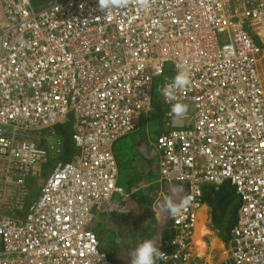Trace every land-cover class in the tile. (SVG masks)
Here are the masks:
<instances>
[{"label": "built area", "instance_id": "obj_1", "mask_svg": "<svg viewBox=\"0 0 264 264\" xmlns=\"http://www.w3.org/2000/svg\"><path fill=\"white\" fill-rule=\"evenodd\" d=\"M167 65L190 85L167 95ZM157 100L193 110L157 141L161 179L187 201L161 224L175 237L159 263L192 259L204 186L229 183L231 264H264V0H0V264H114L91 225L124 192L114 145ZM59 125L71 156L45 179Z\"/></svg>", "mask_w": 264, "mask_h": 264}, {"label": "crops", "instance_id": "obj_2", "mask_svg": "<svg viewBox=\"0 0 264 264\" xmlns=\"http://www.w3.org/2000/svg\"><path fill=\"white\" fill-rule=\"evenodd\" d=\"M157 101L154 110L142 119L139 129L114 145L120 168L118 185L125 190V196L114 198L116 207L112 212H95L91 225L101 250L114 264H131V253L137 245L154 236L159 237L161 250H173L170 245L175 233L163 230L161 224L170 214L166 205L176 202L179 188L177 184L163 181L159 174L160 151L156 144L162 133L166 108ZM62 142L64 159L57 160L68 161L72 148L65 140ZM221 188L225 191L224 200L214 201L212 192L218 193ZM203 190L204 205L195 225L193 257L184 264H231L229 245L240 199L229 183L217 189L204 186ZM156 264H160L158 260Z\"/></svg>", "mask_w": 264, "mask_h": 264}, {"label": "clouds", "instance_id": "obj_3", "mask_svg": "<svg viewBox=\"0 0 264 264\" xmlns=\"http://www.w3.org/2000/svg\"><path fill=\"white\" fill-rule=\"evenodd\" d=\"M63 0H56L55 2L49 4V3H45V4H41L38 5L36 3L35 0H31L32 2V6L34 8V10L36 11H41V10H44V9H47L51 6H53L54 4L58 3V2H61ZM126 2L127 0H103V3L105 5H109V4H113V5H121V6H124L126 5ZM191 83V73L184 69V68H180V70H178L177 74L175 75V77L173 78V81H172V84L170 86L167 87L166 89V94L167 95H171V91L172 89H183V88H186L187 86H189ZM157 98V97H156ZM157 99H160L161 98H157ZM166 110L165 112L163 113L164 114V117L163 119L167 118V115L169 113H173L174 115L176 116H183L185 115L188 110H189V106L187 104H184V103H181V102H177L176 104L173 105V107H169L167 108L165 106ZM170 109V110H169ZM150 114V113H149ZM148 114V115H149ZM147 115V116H148ZM147 116H144V117H147ZM143 117V118H144ZM142 118V119H143ZM142 121V120H141ZM162 124V133L159 134L158 138H157V141L159 140L160 136L162 134H164V123H163V120L161 122ZM140 126V124H139ZM58 128V135L60 136V138L58 139H61V140H65L64 139V135L68 136V134L65 132L63 126H57ZM139 129V127H138ZM137 129V130H138ZM136 130V131H137ZM135 131V132H136ZM68 144L70 145V141H69V136H68ZM117 143V142H116ZM157 145V144H156ZM158 148V147H157ZM113 150H114V147H113ZM65 153V151L63 150V153L62 154H59L58 156H55L54 158H52L50 160V163L48 165V167H46V170H47V173L45 174V179L46 177L49 175V170H51V168L54 166V164L57 162V161H62V160H57V158H60V159H64L63 158V154ZM113 154H114V151H113ZM115 156V155H114ZM116 158V157H115ZM160 159V157H159ZM69 161V160H68ZM117 161V159H116ZM64 162H67V161H64ZM118 163V161H117ZM119 167V165H118ZM119 172H120V168H119ZM160 174V173H159ZM44 182V180H42ZM42 182V183H43ZM34 185V184H33ZM120 187V186H119ZM221 187V186H220ZM33 188V187H32ZM122 188V187H120ZM123 189V188H122ZM41 190V188H40ZM124 190V189H123ZM236 194V193H235ZM39 196V194H38ZM122 196H125V190L122 194ZM240 199V198H239ZM187 204V201L185 200L182 204L180 205H176L174 203H168L166 205L167 207V210L169 211V213L171 215H176L180 212L181 208L183 206H186ZM116 207V206H115ZM114 207V208H115ZM234 227V226H233ZM233 229V228H232ZM93 231V230H92ZM232 232V231H231ZM159 245V237L158 236H154L153 238L151 239H145L143 240L140 244L137 245V247L133 250V252L131 253V256H132V259H131V264H156L157 260H161V259H164L165 258V253H163L161 250H160V247L158 246ZM105 252V251H104ZM109 256V255H108Z\"/></svg>", "mask_w": 264, "mask_h": 264}, {"label": "rangeland", "instance_id": "obj_4", "mask_svg": "<svg viewBox=\"0 0 264 264\" xmlns=\"http://www.w3.org/2000/svg\"><path fill=\"white\" fill-rule=\"evenodd\" d=\"M38 5L45 4L46 2L51 4L55 2L56 0H35ZM174 78V73H173V66L172 65H167L165 71H164V80L165 81H170L171 79ZM163 83V80L160 81V84ZM161 95V92L158 90L156 93V97L159 98ZM189 113H193V110L189 108L188 110ZM159 116V115H158ZM45 178V176H44ZM43 180V179H42ZM43 181H38L36 184L33 185L32 192H31V197L27 202L26 207L29 206L31 202H34V200L38 197V194L40 193V188L42 186Z\"/></svg>", "mask_w": 264, "mask_h": 264}, {"label": "trees", "instance_id": "obj_5", "mask_svg": "<svg viewBox=\"0 0 264 264\" xmlns=\"http://www.w3.org/2000/svg\"><path fill=\"white\" fill-rule=\"evenodd\" d=\"M64 139L65 141L67 142L68 141V136L64 135ZM217 189V188H216ZM212 194L214 195V198L213 200L216 201L217 199L218 200H224V194H225V191L222 192V188L221 190L217 193L215 190L212 192ZM209 201H212L211 199H209ZM221 203V201H219Z\"/></svg>", "mask_w": 264, "mask_h": 264}, {"label": "bare ground", "instance_id": "obj_6", "mask_svg": "<svg viewBox=\"0 0 264 264\" xmlns=\"http://www.w3.org/2000/svg\"><path fill=\"white\" fill-rule=\"evenodd\" d=\"M228 24H227V22H226V26H227ZM198 230V229H197ZM198 235H200V232H198ZM196 239H197V236H196Z\"/></svg>", "mask_w": 264, "mask_h": 264}]
</instances>
